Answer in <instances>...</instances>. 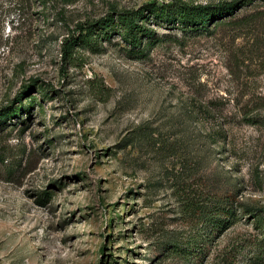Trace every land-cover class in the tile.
<instances>
[{
	"label": "rangeland",
	"instance_id": "rangeland-1",
	"mask_svg": "<svg viewBox=\"0 0 264 264\" xmlns=\"http://www.w3.org/2000/svg\"><path fill=\"white\" fill-rule=\"evenodd\" d=\"M175 1L0 0V110L21 111L0 264H264V0H182L241 3L211 33L149 19L139 54L100 29L62 54L79 24Z\"/></svg>",
	"mask_w": 264,
	"mask_h": 264
},
{
	"label": "trees",
	"instance_id": "trees-1",
	"mask_svg": "<svg viewBox=\"0 0 264 264\" xmlns=\"http://www.w3.org/2000/svg\"><path fill=\"white\" fill-rule=\"evenodd\" d=\"M241 2L221 3L215 7L209 6H193L188 2L176 0L173 6H162L161 8L154 7V5H145L138 10L132 11H115L106 15L105 17L91 23L79 24L71 31V34L66 38L62 45V54L65 58L72 57L76 48L93 47L96 40L91 39L92 31L100 29L105 35L120 33L121 39L136 53L141 52L145 40L153 36V31L146 27L149 19H161L166 21H177L185 28H191L195 32H210L208 24L212 21V31L224 27L232 23L231 20H225L227 17L234 16V10L237 4ZM151 7L149 10V7ZM153 6V7H152ZM147 12V13H146ZM102 32H100L101 35ZM26 94V93H25ZM27 96L20 97L25 99ZM34 99L30 100L32 103ZM21 102V100H20ZM214 109V108H213ZM28 109L25 110L27 112ZM240 111V110H239ZM16 108H5L0 110V125H3L8 118L20 113ZM242 118H257L258 116L251 115L246 108L240 111ZM231 118V116H228ZM228 199H222L225 208H222L224 215L230 216L232 207L230 203H226Z\"/></svg>",
	"mask_w": 264,
	"mask_h": 264
}]
</instances>
